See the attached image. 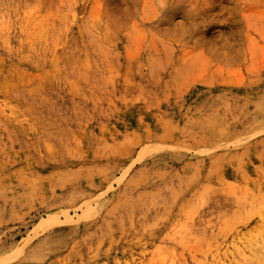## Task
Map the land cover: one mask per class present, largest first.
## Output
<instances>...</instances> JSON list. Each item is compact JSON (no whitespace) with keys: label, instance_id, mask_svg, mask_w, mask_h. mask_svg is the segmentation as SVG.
<instances>
[{"label":"rangeland","instance_id":"rangeland-1","mask_svg":"<svg viewBox=\"0 0 264 264\" xmlns=\"http://www.w3.org/2000/svg\"><path fill=\"white\" fill-rule=\"evenodd\" d=\"M0 264H264V0H0Z\"/></svg>","mask_w":264,"mask_h":264}]
</instances>
